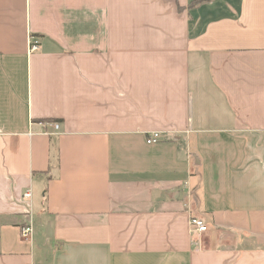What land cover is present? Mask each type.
<instances>
[{"label": "crops", "instance_id": "crops-1", "mask_svg": "<svg viewBox=\"0 0 264 264\" xmlns=\"http://www.w3.org/2000/svg\"><path fill=\"white\" fill-rule=\"evenodd\" d=\"M191 1L0 0V264H264V0Z\"/></svg>", "mask_w": 264, "mask_h": 264}, {"label": "built area", "instance_id": "built-area-1", "mask_svg": "<svg viewBox=\"0 0 264 264\" xmlns=\"http://www.w3.org/2000/svg\"><path fill=\"white\" fill-rule=\"evenodd\" d=\"M35 49H37V44L32 39H30L29 51H34ZM37 124L44 129L43 131H46L45 128L50 127L54 132L58 131L60 126L59 123L55 121H39L37 122ZM159 137L160 135L158 132L150 133L146 137V143L147 144L157 143L159 141ZM23 197L24 198L30 197L29 190H26L23 193ZM206 230H207V226L201 217L197 215H191L189 217V232L191 236L194 237L199 236L202 233L206 232ZM31 232H32V227L30 224L22 225L20 227L21 236H23L24 238H28Z\"/></svg>", "mask_w": 264, "mask_h": 264}, {"label": "trees", "instance_id": "trees-1", "mask_svg": "<svg viewBox=\"0 0 264 264\" xmlns=\"http://www.w3.org/2000/svg\"><path fill=\"white\" fill-rule=\"evenodd\" d=\"M202 1H206V0H192L189 4V8L193 7L194 5H196L197 3L199 2H202ZM47 120H53V119H47Z\"/></svg>", "mask_w": 264, "mask_h": 264}, {"label": "rangeland", "instance_id": "rangeland-1", "mask_svg": "<svg viewBox=\"0 0 264 264\" xmlns=\"http://www.w3.org/2000/svg\"><path fill=\"white\" fill-rule=\"evenodd\" d=\"M191 8H192V7H191ZM36 244H37V245L40 244V240H39V239L36 240Z\"/></svg>", "mask_w": 264, "mask_h": 264}]
</instances>
